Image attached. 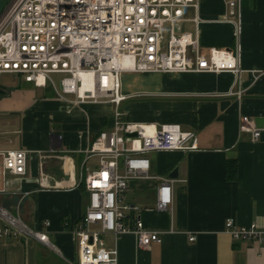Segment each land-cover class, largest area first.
<instances>
[{
	"label": "crops",
	"instance_id": "obj_1",
	"mask_svg": "<svg viewBox=\"0 0 264 264\" xmlns=\"http://www.w3.org/2000/svg\"><path fill=\"white\" fill-rule=\"evenodd\" d=\"M198 13L199 51L230 48L241 72L137 75L136 91L153 95L134 104L142 108L129 119L179 124L194 133L197 147L147 154L148 176L130 180L123 201L138 207L128 220L139 215L161 241L142 247L133 233L106 235V245L118 250V264H264V242L235 240L224 226L228 217L240 225L264 220V135L252 141L239 130L241 115L264 122V0H240L238 28L223 20L222 0H201ZM185 14L192 17V9ZM183 29L195 30L192 22ZM28 83L0 85V148L33 151L24 175L0 177V207L46 232L49 244L33 236L0 238V264H76L69 230L87 204L84 178L98 167V157L85 152L110 126L109 107L66 103L48 87ZM230 159L236 163L232 180L225 175ZM174 167L172 203L158 211L156 188Z\"/></svg>",
	"mask_w": 264,
	"mask_h": 264
},
{
	"label": "built area",
	"instance_id": "obj_2",
	"mask_svg": "<svg viewBox=\"0 0 264 264\" xmlns=\"http://www.w3.org/2000/svg\"><path fill=\"white\" fill-rule=\"evenodd\" d=\"M222 1L223 20L238 28L240 0ZM200 2L15 0L0 20V74H17L34 86L48 87L66 103L109 107L110 126L97 133L85 152L87 157H98V167L84 178L87 204L80 222L69 230L78 249L76 264H118V250L106 245V235L116 239L133 233L142 247L160 242L159 232L146 227L139 215L128 220L127 213L138 207L124 202L123 193L130 180L148 176V153L197 147L194 133L179 124L127 119L124 101L153 94L124 93L123 74L241 72L238 55L230 48L199 51ZM187 8L192 9V17L186 16ZM185 22H192L195 30H184ZM239 130L256 141L264 135V122L257 124L241 115ZM32 152L0 148L2 182L7 176L24 175ZM34 152L43 157V152ZM172 182L163 179L156 188V210L171 205ZM224 226L235 240L264 242V220L240 225L228 217ZM17 236H33L49 244L46 232L29 228L0 207V238ZM194 239L188 235L189 241Z\"/></svg>",
	"mask_w": 264,
	"mask_h": 264
},
{
	"label": "rangeland",
	"instance_id": "obj_3",
	"mask_svg": "<svg viewBox=\"0 0 264 264\" xmlns=\"http://www.w3.org/2000/svg\"><path fill=\"white\" fill-rule=\"evenodd\" d=\"M14 1L15 0H0V18H1L0 20L4 18L5 15L3 14H6L7 10L14 3ZM137 75L138 74H135V73H124L123 74V77H122L123 90L122 91L124 93L131 94V93L136 92V90L138 89ZM18 83L20 84L25 83L22 76H19L17 74H10V73L0 74V85L1 86H11V85H15ZM144 99H149V97L141 96V97L130 98L122 103V107L125 110L127 119H129L130 117L136 118L137 114L135 112L140 110L142 106L140 104L139 105H134V104Z\"/></svg>",
	"mask_w": 264,
	"mask_h": 264
},
{
	"label": "trees",
	"instance_id": "obj_4",
	"mask_svg": "<svg viewBox=\"0 0 264 264\" xmlns=\"http://www.w3.org/2000/svg\"><path fill=\"white\" fill-rule=\"evenodd\" d=\"M2 92V91H0ZM225 175L227 179H234L236 175V163L234 159H230L226 162Z\"/></svg>",
	"mask_w": 264,
	"mask_h": 264
},
{
	"label": "water",
	"instance_id": "obj_5",
	"mask_svg": "<svg viewBox=\"0 0 264 264\" xmlns=\"http://www.w3.org/2000/svg\"><path fill=\"white\" fill-rule=\"evenodd\" d=\"M131 135H135L134 133L131 134ZM178 175V168L177 167H174L168 174H167V178H176Z\"/></svg>",
	"mask_w": 264,
	"mask_h": 264
}]
</instances>
